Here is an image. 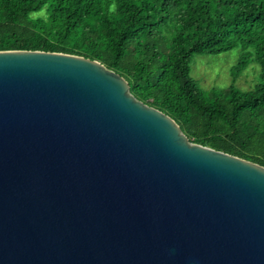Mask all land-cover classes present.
Listing matches in <instances>:
<instances>
[{"label":"water","instance_id":"water-1","mask_svg":"<svg viewBox=\"0 0 264 264\" xmlns=\"http://www.w3.org/2000/svg\"><path fill=\"white\" fill-rule=\"evenodd\" d=\"M0 264H264V167L100 62L1 51Z\"/></svg>","mask_w":264,"mask_h":264},{"label":"trees","instance_id":"trees-1","mask_svg":"<svg viewBox=\"0 0 264 264\" xmlns=\"http://www.w3.org/2000/svg\"><path fill=\"white\" fill-rule=\"evenodd\" d=\"M235 50V80L259 66L255 89L201 91L194 57ZM1 51L100 62L191 143L264 167V0H0Z\"/></svg>","mask_w":264,"mask_h":264},{"label":"rangeland","instance_id":"rangeland-1","mask_svg":"<svg viewBox=\"0 0 264 264\" xmlns=\"http://www.w3.org/2000/svg\"><path fill=\"white\" fill-rule=\"evenodd\" d=\"M240 54V50H235L219 56H195L191 64V78L203 92L222 90L231 85L243 92L253 91L260 68L251 64L235 80L233 69L239 62Z\"/></svg>","mask_w":264,"mask_h":264}]
</instances>
